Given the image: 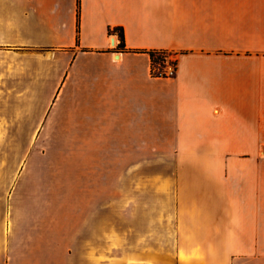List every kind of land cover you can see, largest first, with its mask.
<instances>
[{"label": "crops", "instance_id": "0c3cea01", "mask_svg": "<svg viewBox=\"0 0 264 264\" xmlns=\"http://www.w3.org/2000/svg\"><path fill=\"white\" fill-rule=\"evenodd\" d=\"M0 109H73L78 129L201 163L153 187L145 244L81 264H264V0H0ZM7 242L6 264H64L58 237Z\"/></svg>", "mask_w": 264, "mask_h": 264}, {"label": "rangeland", "instance_id": "374dc122", "mask_svg": "<svg viewBox=\"0 0 264 264\" xmlns=\"http://www.w3.org/2000/svg\"><path fill=\"white\" fill-rule=\"evenodd\" d=\"M72 111L0 109V172L8 175L0 177L2 254L9 237L39 233L58 237L64 264H81L89 245L97 262L106 250L115 258L151 233L153 187L194 179L190 172L201 163L160 160L174 147L123 145L102 130L78 129ZM256 153L263 156L264 147Z\"/></svg>", "mask_w": 264, "mask_h": 264}, {"label": "built area", "instance_id": "2783aa9c", "mask_svg": "<svg viewBox=\"0 0 264 264\" xmlns=\"http://www.w3.org/2000/svg\"><path fill=\"white\" fill-rule=\"evenodd\" d=\"M162 60L152 65V75L160 78H172L176 75L177 64L169 53H162Z\"/></svg>", "mask_w": 264, "mask_h": 264}, {"label": "trees", "instance_id": "16d2710c", "mask_svg": "<svg viewBox=\"0 0 264 264\" xmlns=\"http://www.w3.org/2000/svg\"><path fill=\"white\" fill-rule=\"evenodd\" d=\"M79 5H80V0H78V7H79ZM118 35H119V38H120V43L118 45V49H124V34H123V31H120ZM162 53H167V52H164V51H151V52H149V55H150L151 60H152V65L154 63H157V62L162 60V56H161Z\"/></svg>", "mask_w": 264, "mask_h": 264}, {"label": "bare ground", "instance_id": "6f19581e", "mask_svg": "<svg viewBox=\"0 0 264 264\" xmlns=\"http://www.w3.org/2000/svg\"><path fill=\"white\" fill-rule=\"evenodd\" d=\"M111 43H112V45H114V46L117 44V43H116V40H114V39L111 40Z\"/></svg>", "mask_w": 264, "mask_h": 264}]
</instances>
